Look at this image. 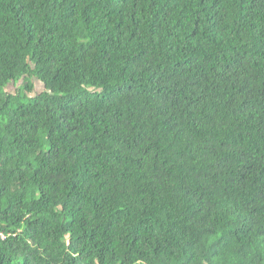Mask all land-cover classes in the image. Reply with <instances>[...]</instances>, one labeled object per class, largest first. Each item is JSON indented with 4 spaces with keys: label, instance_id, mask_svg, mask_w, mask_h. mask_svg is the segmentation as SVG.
Instances as JSON below:
<instances>
[{
    "label": "trees",
    "instance_id": "trees-1",
    "mask_svg": "<svg viewBox=\"0 0 264 264\" xmlns=\"http://www.w3.org/2000/svg\"><path fill=\"white\" fill-rule=\"evenodd\" d=\"M0 264H264V0H0Z\"/></svg>",
    "mask_w": 264,
    "mask_h": 264
},
{
    "label": "rangeland",
    "instance_id": "rangeland-1",
    "mask_svg": "<svg viewBox=\"0 0 264 264\" xmlns=\"http://www.w3.org/2000/svg\"><path fill=\"white\" fill-rule=\"evenodd\" d=\"M34 82H35V85H36V88H35V94L36 93H40V92H42L43 91V85L37 80V79H35L34 80ZM24 84V81H19V82H17V83H13V84H11L9 87H8V90L10 91V92H12V93H15V92H17L18 91V88L20 87V86H22Z\"/></svg>",
    "mask_w": 264,
    "mask_h": 264
}]
</instances>
